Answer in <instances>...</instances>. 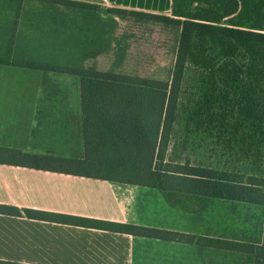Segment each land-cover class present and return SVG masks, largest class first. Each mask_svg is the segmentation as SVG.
<instances>
[{
	"label": "trees",
	"instance_id": "16d2710c",
	"mask_svg": "<svg viewBox=\"0 0 264 264\" xmlns=\"http://www.w3.org/2000/svg\"><path fill=\"white\" fill-rule=\"evenodd\" d=\"M57 2L86 8L82 3ZM111 10L181 27L171 81L103 72L94 67L80 69L0 57L1 64L71 74L80 79L85 151L82 160H74L38 158L0 148V157L23 158L38 169L158 189L173 206L180 203L181 195L192 194L264 207V179H243L228 171L175 165L167 160L186 73L192 68L202 75V92L188 113L191 123L198 128L212 127L219 125L220 119V127L229 132L228 117L236 114L240 123L233 129L238 133L248 124L253 144L264 148V0H172L170 15ZM219 105L224 106L223 113L216 111ZM0 213L196 245L199 251L211 248L248 253L253 264H264V238L258 247L247 249L210 237L15 207L0 205Z\"/></svg>",
	"mask_w": 264,
	"mask_h": 264
},
{
	"label": "crops",
	"instance_id": "0c3cea01",
	"mask_svg": "<svg viewBox=\"0 0 264 264\" xmlns=\"http://www.w3.org/2000/svg\"><path fill=\"white\" fill-rule=\"evenodd\" d=\"M48 1L49 4H54L58 0ZM64 1L84 4L85 12L91 9L87 3L92 2L108 8L153 14L170 15L172 8V0ZM28 61L49 63L35 58ZM51 74L58 79L65 75L67 79L62 84L69 95L68 98L58 100L45 89L43 77L53 76ZM57 74L59 73L0 63L1 149L18 151L22 155L38 158L50 156L55 159L84 158L80 79L76 75ZM68 76L77 77L79 86L77 79ZM47 109H53L50 110V115L53 116L51 123L60 131L58 135L61 136L59 139L57 137L58 148L55 147L54 150L59 151L62 147L60 143L65 139H67L66 148L69 144L73 146L70 142L75 139L77 131L76 139L80 143V156L71 153L52 155L38 152L37 150L44 149L42 147H33L36 136L41 140L45 137L42 125L49 122L45 119L49 117ZM75 126H77L76 131ZM30 149L33 152H30ZM72 155L75 157H70ZM60 169L68 170L64 167ZM53 171L60 170L31 167L23 158L0 157V205L15 207L21 211H42L104 223L135 225L224 240L215 238L219 234L212 231L220 229V226L215 223L214 218L212 220L210 218L211 214L220 213L219 206L216 208L214 206L222 203L224 199L183 194L180 196V203L173 206L165 201L158 189ZM209 250L222 251L205 248L203 252ZM0 262L205 264L203 254L196 245L135 237L106 229L47 222L30 219L25 215L17 217L1 213Z\"/></svg>",
	"mask_w": 264,
	"mask_h": 264
},
{
	"label": "rangeland",
	"instance_id": "374dc122",
	"mask_svg": "<svg viewBox=\"0 0 264 264\" xmlns=\"http://www.w3.org/2000/svg\"><path fill=\"white\" fill-rule=\"evenodd\" d=\"M48 2L0 0V57L24 61L35 58L47 61L52 66L80 69L94 67L103 72L160 82L171 81L181 32L179 25L140 20L93 2L87 3L91 9L86 12L77 6ZM92 7H96L97 11ZM223 24L227 25L225 22ZM201 76L193 68L186 73L167 160L173 161L175 165L182 163L228 171L234 177L243 179H264V148L255 147L249 137L251 131L248 124L238 133L233 129L240 123L236 114L228 117L229 132L220 127V119L219 125L215 123L212 127L206 125L201 128L189 120L188 113L202 92L199 89ZM68 77L77 79L79 86L77 77ZM65 79V75L59 79L54 75H45V89L58 100L66 99L69 95L62 84ZM216 109L218 113L225 111L222 105L216 106ZM47 110L49 117L45 119L49 122L42 125L45 137L41 140L36 136L33 147H42L44 149L37 151L52 155L71 153L80 156V143L76 139L77 126L75 139L70 142L73 146L69 144L66 148L65 139L60 143V150H54L58 148L61 136L58 135L60 131L51 123L53 116L50 110L53 109ZM30 152L33 151L30 149ZM73 155L70 157H75ZM217 206L220 213L210 216L220 226V229L212 231L219 234L215 238H222L247 249L262 243L264 207L229 200L217 203L214 208ZM199 252L203 254L205 264H253V258L248 253L224 250Z\"/></svg>",
	"mask_w": 264,
	"mask_h": 264
}]
</instances>
